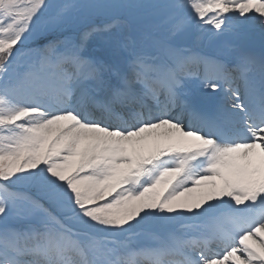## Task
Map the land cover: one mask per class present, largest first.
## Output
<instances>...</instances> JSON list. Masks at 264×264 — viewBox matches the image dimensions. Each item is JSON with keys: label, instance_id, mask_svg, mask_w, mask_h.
Instances as JSON below:
<instances>
[{"label": "snow or ice", "instance_id": "obj_1", "mask_svg": "<svg viewBox=\"0 0 264 264\" xmlns=\"http://www.w3.org/2000/svg\"><path fill=\"white\" fill-rule=\"evenodd\" d=\"M0 264H264V0H0Z\"/></svg>", "mask_w": 264, "mask_h": 264}]
</instances>
